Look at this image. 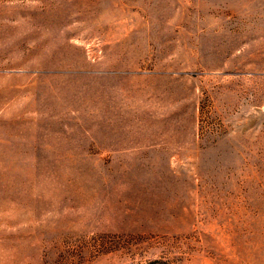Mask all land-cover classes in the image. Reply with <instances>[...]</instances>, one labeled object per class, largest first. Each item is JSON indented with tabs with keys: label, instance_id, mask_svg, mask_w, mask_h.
Returning a JSON list of instances; mask_svg holds the SVG:
<instances>
[{
	"label": "rangeland",
	"instance_id": "rangeland-1",
	"mask_svg": "<svg viewBox=\"0 0 264 264\" xmlns=\"http://www.w3.org/2000/svg\"><path fill=\"white\" fill-rule=\"evenodd\" d=\"M0 264H264V0H0Z\"/></svg>",
	"mask_w": 264,
	"mask_h": 264
}]
</instances>
